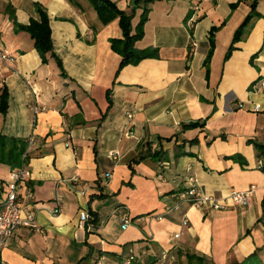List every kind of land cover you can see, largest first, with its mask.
<instances>
[{
	"label": "crops",
	"instance_id": "obj_1",
	"mask_svg": "<svg viewBox=\"0 0 264 264\" xmlns=\"http://www.w3.org/2000/svg\"><path fill=\"white\" fill-rule=\"evenodd\" d=\"M112 1L130 16L131 32L144 20L135 46L154 49L118 72L121 56L110 42L123 36L118 17L102 23L89 0H0V50L11 57L0 59V88L9 92L0 134L27 143L30 176L18 192L36 222L17 227L1 260L96 264L104 255L105 264H126L133 254L129 264H156L166 252L173 259L163 264H264V171L256 150L264 143V89L250 92L264 79V0ZM35 3L48 14L64 73L50 52L42 62L29 34L15 29L14 21L38 17ZM190 177L217 198L251 189L250 201L191 205L179 199ZM85 209L90 227L81 229Z\"/></svg>",
	"mask_w": 264,
	"mask_h": 264
},
{
	"label": "trees",
	"instance_id": "obj_2",
	"mask_svg": "<svg viewBox=\"0 0 264 264\" xmlns=\"http://www.w3.org/2000/svg\"><path fill=\"white\" fill-rule=\"evenodd\" d=\"M97 15L102 23H107L111 19L118 17L119 25L122 29V38H112L110 40L111 47L114 51L118 52L121 56L119 67L117 72L128 63H137L143 58L149 57L154 52L150 49H139L135 46V42L142 37V23L137 26L136 32H131L130 16L127 15L124 11L120 10L115 2L112 0H89ZM35 10L38 17L29 19L27 24H19L14 21L15 29L25 31L33 39L34 47L39 53L42 62L47 61V53H51L55 57L56 62L62 71V63L59 57L55 56L53 52V44L51 39V28L49 25V17L46 14L45 8L39 3H35ZM10 16L14 18L11 9L9 8ZM252 14H248L241 25L235 30L233 35V40L227 52L225 58L230 55L231 50L233 49V43L241 37V33L244 27L249 22ZM217 30L216 26H212L209 29V50L203 61L205 67L206 75H208L209 70V61L214 47V33ZM8 97L9 92L6 85H3L0 88V112L4 115L8 109ZM189 126H198L202 125L199 122L189 123ZM186 126V125H184ZM27 143L23 139H17L15 137L6 136L5 134H0V163L8 165L11 169H18L23 167L25 160L27 159L28 151H26ZM256 150L259 159L261 160V170L264 171V143H256ZM26 151V153H25ZM24 154V155H23ZM1 205V203H0ZM133 263V260L132 262Z\"/></svg>",
	"mask_w": 264,
	"mask_h": 264
},
{
	"label": "built area",
	"instance_id": "obj_3",
	"mask_svg": "<svg viewBox=\"0 0 264 264\" xmlns=\"http://www.w3.org/2000/svg\"><path fill=\"white\" fill-rule=\"evenodd\" d=\"M6 60L11 57L6 53L0 51V59ZM260 89H264V79L255 81L250 86V92L255 93L260 91ZM239 106H243L244 104L240 102ZM252 110L259 111L261 107L259 104L252 102L251 105ZM262 162L259 161V166H261ZM29 170L26 167H21L18 169L10 170L9 172V181L7 182L6 192L4 195V199L0 205V251L6 245L7 241L12 237L14 231L18 226H30L35 227L36 222L33 216V213L28 205L24 204L22 201V194L18 192V186L21 182H25L29 180ZM106 176H110L109 173H106ZM75 183L80 182L78 180L74 181ZM189 187L182 191L179 194V199L183 201H187L191 203V205H208L211 209H223L227 206V204H232L235 206H244L248 205L250 201V194L252 192L249 190H231L228 196L217 198L211 194H207L206 192H202L199 188L198 184L195 182L193 178L189 179ZM80 194H84V190H80ZM27 195H31L30 191H28ZM90 215L88 211L82 210L79 214V228L84 229L85 227L89 228L90 224L86 223L89 221ZM129 216L127 213L123 214L122 217V227L125 228L129 225ZM178 236V235H176ZM134 255L130 254L129 256L124 258V263L129 264L134 260ZM167 258L173 259L171 255L168 253H163L161 257L156 260V264H163L162 262ZM171 264H176L174 262H170ZM0 264H5L0 258ZM96 264H105V256H99Z\"/></svg>",
	"mask_w": 264,
	"mask_h": 264
},
{
	"label": "rangeland",
	"instance_id": "obj_4",
	"mask_svg": "<svg viewBox=\"0 0 264 264\" xmlns=\"http://www.w3.org/2000/svg\"><path fill=\"white\" fill-rule=\"evenodd\" d=\"M0 51H2V50H0ZM2 52H4V51H2ZM9 172L10 171H9L8 167L3 166L2 163H0V178L4 179L5 180L4 181L5 183L10 180L9 179ZM5 186L6 185L3 184L2 195H3L4 192H6Z\"/></svg>",
	"mask_w": 264,
	"mask_h": 264
}]
</instances>
